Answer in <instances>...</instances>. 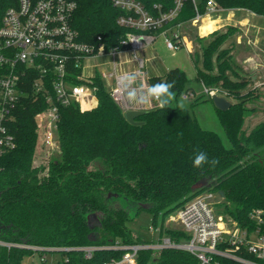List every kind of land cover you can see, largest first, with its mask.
<instances>
[{
    "label": "trees",
    "instance_id": "obj_1",
    "mask_svg": "<svg viewBox=\"0 0 264 264\" xmlns=\"http://www.w3.org/2000/svg\"><path fill=\"white\" fill-rule=\"evenodd\" d=\"M136 1L152 16L176 7V0ZM208 1L225 10L245 9L264 17V0H183L176 18L164 28L138 31L117 23L126 11L114 6L113 0H81L74 27L84 42L101 37L107 48H122L121 39L128 32L159 35L179 23L189 27L198 14H206ZM236 33L237 28L229 26L207 38L195 33L193 39L198 47L196 79L207 87L218 86L232 103L226 111L216 109L231 147L218 133L204 129L188 109L171 104L163 109L156 104L136 118L140 125L131 124L105 82L96 76L98 105L92 110H82L77 103L62 107L59 153L42 155L37 164L36 115L47 105L30 99L18 104L9 124L16 147L0 155V241L12 244L0 245V264H25L26 256L34 254L28 246L71 249L65 252V264H104L118 259L122 253L110 249L115 243L156 240L136 235L129 226L141 211L152 217L159 230L157 238L187 241V233L165 222L205 191L214 193L215 205L221 208L218 214L242 228H255L251 214L261 210L264 218V121L245 129L246 120L257 112L249 105L261 95L247 89L250 82L232 67V48L219 50ZM149 82H174L176 96L191 90L186 73L179 68L152 76ZM201 151L209 163L197 168L193 161ZM212 160L217 161L215 166ZM203 180L210 182V188L193 191V185ZM94 214L97 219L92 223L89 217ZM84 246L99 249L86 259L74 250ZM139 264L200 261L188 251L164 249L158 256L153 250L141 252Z\"/></svg>",
    "mask_w": 264,
    "mask_h": 264
},
{
    "label": "built area",
    "instance_id": "obj_2",
    "mask_svg": "<svg viewBox=\"0 0 264 264\" xmlns=\"http://www.w3.org/2000/svg\"><path fill=\"white\" fill-rule=\"evenodd\" d=\"M80 1L0 0V155L16 147V139L9 124L14 119V110L25 99L46 103V108L36 115L39 141L42 139L46 155L59 153L60 110L73 103H77L82 110L94 109L98 105L94 85L96 76H100L103 81L104 77L114 78L115 86L110 89L111 96L125 113L140 110L128 107L117 91V78L121 74H117L116 58L120 53H130L131 59L126 60L125 64L136 61L139 67L127 72L143 73V80L137 83L150 85V77L144 70L145 59L139 57L137 52L148 45L153 36L128 32L121 39L122 48H107L101 37L92 43L84 42L74 27V16ZM182 1L176 0L174 10L159 16L150 15L136 0H113V3L126 11L117 20L120 26L130 30L157 31L176 18ZM220 11L215 3L208 1L206 14H198L191 23L197 25L204 16H212ZM185 32V23H179L174 28L164 29L161 34L166 35V45L170 50L185 47L192 53L193 42ZM169 33L171 37H168ZM106 57L112 59L106 64H113V73L84 76L86 61ZM263 86L264 80L256 85ZM205 93L209 97H226L219 87L205 86ZM155 105L153 102L151 108ZM213 198L214 193L205 191L177 211L175 219L180 225L179 229L188 234L187 241H173L167 236L157 238L159 230L153 226L149 230L152 236L156 235L155 241L130 244L117 242L110 249L121 252L122 256L104 264H139L141 252L153 250L155 256H158L164 249L188 251L198 258L200 264H222L220 258L240 264H264L262 211L255 210L251 214V219L256 222L255 228H242L232 219L224 221L210 201ZM0 245L10 247L12 244L0 241ZM28 248L41 255L45 252H61L63 264L68 262L65 252L71 251L68 248ZM98 249L97 246H84L74 250L81 251L86 259H91ZM41 260L43 263L47 261L46 257Z\"/></svg>",
    "mask_w": 264,
    "mask_h": 264
},
{
    "label": "rangeland",
    "instance_id": "obj_3",
    "mask_svg": "<svg viewBox=\"0 0 264 264\" xmlns=\"http://www.w3.org/2000/svg\"><path fill=\"white\" fill-rule=\"evenodd\" d=\"M221 9L220 12L212 15L213 18L217 17L218 15H222L225 10L222 7H219ZM202 23H198L197 25H190L189 27L185 28V33L188 39L192 42H194V35L195 33H198L199 36L207 38L210 34L216 32V31H224L229 26H225L222 29L215 30L211 33H204L202 29ZM251 33V32H250ZM249 33V35H250ZM205 34V35H202ZM153 40L146 46L144 50L138 51L137 53L145 58V68L144 70L147 73L148 77L152 76H162L165 75L169 70L174 68H179L183 70L186 73V76L189 79L188 82V88L191 90L189 92H182L179 96L175 95V99L171 103L172 106L178 107L180 103L184 104V108L188 109L191 114L200 122L201 126L204 129L214 131L218 133L221 138L223 139L224 144L227 147H231V143L229 139L226 136V133L219 121L216 106L213 103V101L210 100L211 97H209L205 93V86L196 79L197 69H196V55L195 52L198 50L197 45L193 44V52H189V50L185 47L180 48L178 50H170L166 45V35L164 34H155L152 35ZM171 33L168 34V37H171ZM245 38V37H244ZM257 38L263 41V45L260 49H251V46L247 44V46H250L249 49L244 50L243 45H241V48L238 49L236 47L237 39L233 38L225 45H223L219 50H223L224 48H233L234 50V57L231 59V65L236 70V72L239 73V77L243 78L245 80H248L250 82L251 78L249 75V72L251 70L248 68V65H245L243 63V59H245L247 53L251 55H256L258 59L261 61V64L255 63L256 70H258V75H261V77H264V36L263 34H257ZM243 40V39H242ZM238 46V45H237ZM256 48V47H255ZM262 49V50H261ZM225 50V49H224ZM130 53H120L118 54L116 58L117 63V74H123L124 72L131 71L133 69L134 64L129 63L125 64V61L128 60V56ZM112 61L111 58H95L90 59L85 62V68H84V76L90 77L94 74L99 75H110L114 72L113 70V64H106L107 62ZM201 63L199 62L198 66H200ZM231 74V72H229ZM104 81L106 84V87L110 90L115 86L114 78L104 77ZM254 85L249 84L248 88L254 89L255 94H260L261 97L258 100H255V102H251L249 106L256 107L257 112L254 113L251 117H249L246 120L245 123V129L251 130L255 125L260 123L261 121H264V86L263 87H253ZM218 87V86H215ZM192 95H189L191 94ZM225 96V95H224ZM227 97V96H226ZM228 98V97H227ZM229 99V98H228ZM230 100V99H229ZM59 152V151H58ZM42 155H46L43 148V142L42 139L39 141L38 147H37V159L36 163L42 162ZM211 192V191H206ZM213 193V192H212ZM212 202V205L214 208L219 211L221 210L220 207H216L215 203V195L213 199H210ZM177 215V211L173 214H171L166 222L165 225L168 227L173 228H180V225L178 221L175 219V216ZM224 221L228 222V218L224 217ZM95 221V220H94ZM92 223H95V222ZM129 226L131 229L135 232L136 235H142L145 238L148 237H155L152 236V232H150L149 228L153 227L152 223V217L149 213L146 211H141V213L136 216V218L129 223ZM156 238V237H155ZM42 257H46L47 261L43 263L41 260ZM26 264H63V254L61 252H45L44 255H41L39 252H35L33 256L28 255L25 258Z\"/></svg>",
    "mask_w": 264,
    "mask_h": 264
},
{
    "label": "crops",
    "instance_id": "obj_4",
    "mask_svg": "<svg viewBox=\"0 0 264 264\" xmlns=\"http://www.w3.org/2000/svg\"><path fill=\"white\" fill-rule=\"evenodd\" d=\"M223 11H224L223 16L218 15L217 17L214 18L213 16H204L200 20V23H202V25L201 24L200 25L202 26L203 32L205 31L204 28L210 27L204 33H211L215 30L222 29L225 26H232L237 28V33L235 34V36L231 37L230 40L233 38L237 39L236 47H238V49L241 48V45H243L244 50L249 49L251 45L254 46V48L251 46V49L253 48V50L260 49L262 47L263 41L257 38V34L262 33L264 36L263 16L256 15L255 13H252L245 9H229ZM247 44L250 46H247ZM146 46H144L141 50H144ZM234 53L235 52L232 48L233 57H234ZM138 56L141 57L139 54ZM130 59L131 56L129 55L128 60ZM258 62H260L259 64H261V61L258 59V57H256V55L253 56L249 54V52L247 53L245 59H243V63L245 65H248L249 66L248 68L251 70V72H249L251 78L250 84L254 85L253 86L254 88L258 83L263 82L264 80V77H261V75L257 74L258 70H256L255 63ZM132 64H134L133 70H137V68L139 67L138 63L136 61H133Z\"/></svg>",
    "mask_w": 264,
    "mask_h": 264
},
{
    "label": "clouds",
    "instance_id": "obj_5",
    "mask_svg": "<svg viewBox=\"0 0 264 264\" xmlns=\"http://www.w3.org/2000/svg\"><path fill=\"white\" fill-rule=\"evenodd\" d=\"M132 38L130 37V40ZM143 80V73L125 72L117 78V91L122 96L123 101L132 109L150 110L153 102L161 109L169 106L175 99V93L172 89L175 83L161 82L146 86L144 83H137ZM179 108L183 109L184 104L180 103ZM209 163L205 152H198L194 157V167H201ZM215 166L216 160L210 161Z\"/></svg>",
    "mask_w": 264,
    "mask_h": 264
},
{
    "label": "water",
    "instance_id": "obj_6",
    "mask_svg": "<svg viewBox=\"0 0 264 264\" xmlns=\"http://www.w3.org/2000/svg\"><path fill=\"white\" fill-rule=\"evenodd\" d=\"M212 101L216 106V109L221 110V111H226L227 109H229L232 105V103L229 101V99L227 97L224 96H219V95H213L212 97ZM146 112V110H129L125 113L126 119L134 125H140L141 122H137L136 118L143 115ZM211 184L208 180H203L200 181L198 183H196L195 185H193L192 189L193 191H197L203 188H210ZM223 195V193H222ZM91 221H94L97 219V216L91 215L90 217Z\"/></svg>",
    "mask_w": 264,
    "mask_h": 264
},
{
    "label": "bare ground",
    "instance_id": "obj_7",
    "mask_svg": "<svg viewBox=\"0 0 264 264\" xmlns=\"http://www.w3.org/2000/svg\"><path fill=\"white\" fill-rule=\"evenodd\" d=\"M210 27H206V28H204L205 30H207V29H209Z\"/></svg>",
    "mask_w": 264,
    "mask_h": 264
}]
</instances>
